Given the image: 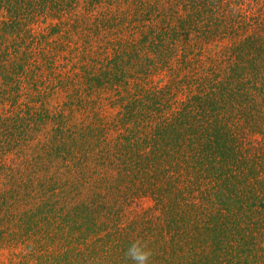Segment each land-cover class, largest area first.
<instances>
[{"label":"trees","instance_id":"16d2710c","mask_svg":"<svg viewBox=\"0 0 264 264\" xmlns=\"http://www.w3.org/2000/svg\"><path fill=\"white\" fill-rule=\"evenodd\" d=\"M264 264V0H0V264Z\"/></svg>","mask_w":264,"mask_h":264},{"label":"clouds","instance_id":"9594fccd","mask_svg":"<svg viewBox=\"0 0 264 264\" xmlns=\"http://www.w3.org/2000/svg\"><path fill=\"white\" fill-rule=\"evenodd\" d=\"M125 254L134 264H151V257L153 255L148 242L142 239H137L132 243Z\"/></svg>","mask_w":264,"mask_h":264}]
</instances>
